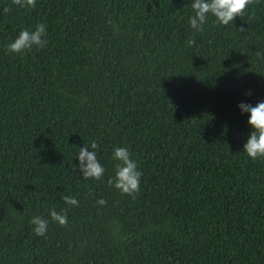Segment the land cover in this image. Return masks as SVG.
<instances>
[{"label":"trees","instance_id":"trees-1","mask_svg":"<svg viewBox=\"0 0 264 264\" xmlns=\"http://www.w3.org/2000/svg\"><path fill=\"white\" fill-rule=\"evenodd\" d=\"M192 2L0 0V264H264V158L239 107L264 102V0L203 31ZM39 23L45 47L7 51ZM93 141L100 180L79 170ZM118 146L133 195L108 183Z\"/></svg>","mask_w":264,"mask_h":264},{"label":"clouds","instance_id":"clouds-1","mask_svg":"<svg viewBox=\"0 0 264 264\" xmlns=\"http://www.w3.org/2000/svg\"><path fill=\"white\" fill-rule=\"evenodd\" d=\"M253 2L254 0H193L191 8L194 14L189 17L188 23L192 29L203 31L208 14L211 13L216 18L217 23L227 26L237 16L242 17ZM13 3L22 8H35L36 6V0H13ZM3 11L7 13L10 9L5 7ZM244 30L243 27L240 28L241 32ZM47 43L46 25L39 23L34 31L21 29L14 41L6 45V48L10 54H22L26 50H31L34 45L43 48ZM189 44H194V40H189ZM239 107L242 112L250 113L248 123L254 129L244 145L243 151L252 160L264 158V102H259L256 106L241 103ZM90 148L91 151L88 150L89 146L85 145L79 149V170L85 179L100 180L104 176L105 168L97 159L95 150L99 148V145L93 141ZM112 158L119 163L115 166V176L108 180L109 185H114L123 194L138 193L142 172L138 170L137 163L131 158L129 150L118 146L113 150ZM63 199L65 203L72 206H77L79 203L76 198L71 196H64ZM97 203L100 206H105L107 201L101 198L98 199ZM49 215L52 221L60 226H67L66 210L57 212L53 209L49 211ZM30 223L34 225L33 230L37 236L46 235L49 224L47 219L41 216H33Z\"/></svg>","mask_w":264,"mask_h":264}]
</instances>
